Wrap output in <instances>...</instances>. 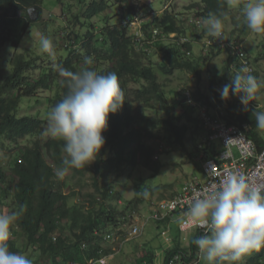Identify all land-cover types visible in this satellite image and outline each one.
Segmentation results:
<instances>
[{
    "label": "trees",
    "instance_id": "obj_1",
    "mask_svg": "<svg viewBox=\"0 0 264 264\" xmlns=\"http://www.w3.org/2000/svg\"><path fill=\"white\" fill-rule=\"evenodd\" d=\"M118 3L123 9L121 15L123 19H133L139 11L138 7H135L136 4H140L139 1L119 0ZM33 5H37L43 13L44 0H0V52L5 43L15 48L20 45L26 28L34 22L27 13L28 7ZM202 5L203 8L200 9L202 12L198 11L197 14L205 18L209 13L221 11H227L229 17L232 15L226 0H202ZM197 6L200 4L193 3L191 8ZM104 7L92 3L85 7L82 15H78V12L73 14L72 18L75 16L80 22L79 28L86 30L81 32L79 28H73L70 21L68 26L71 30L70 39L73 37L78 43L84 38V42L78 49L69 48V54L58 62L68 70L76 72L88 67L84 65L83 58L91 56L94 64L90 67L96 71L102 70L101 73L115 72L124 92L122 107L115 114L109 115L108 128L102 133L106 143L95 161L83 168L69 169L67 172L73 173L72 178H79L78 184L85 183L87 177L90 183L85 184L91 186L93 192L83 193L82 189H78L66 193L63 190L66 181L58 179L55 175V170L62 166L63 142L51 138L43 139L42 132L47 119L19 113L24 97L36 96L35 93L43 86L51 89L56 85L58 89L55 95L47 99L51 110L66 93L63 78L52 66L43 68L34 57L27 58L24 54L15 53L11 57L10 72L0 81V144H5V141L15 143L16 150L19 151L13 160L11 157L6 160L5 154L0 156V207L13 211L22 205L26 206L16 225L34 251L41 254L42 259L45 257L50 259L52 264L84 260L82 251L84 242L91 244L90 254L97 253L101 244L95 234L96 231L110 224L114 226L117 219L126 213L112 203L118 198V194L108 182L111 172L117 171L120 174L126 166H144L158 172L162 164L154 159L156 147L154 141L159 139L161 127L175 137V142L180 145H187L186 138L194 132L196 137L192 138L191 144L195 148L202 143L208 133L195 111L199 110L202 104L212 106L213 100L209 95L201 89L195 90L191 97H194L195 101L192 107L187 103L186 90L175 89L176 99L170 100L163 83L159 81V75L171 76L180 69H185L200 78L198 60L190 59L187 55L188 51H191V44L160 47L157 54L152 52L153 50L145 51L142 48L137 52L129 36L131 30L129 25L111 26L106 19L104 22L94 23V17L100 14ZM19 25L21 31H18ZM243 25L242 28L234 30L236 38H241L243 32L248 33L249 29L246 31L247 27ZM149 26L144 25L145 31ZM151 26L155 29L161 28L167 33L184 31L175 15L171 13H166L161 20L151 23ZM244 39L245 37L242 41ZM72 46L69 44V47ZM261 46L264 48V42ZM158 55L161 60L155 64L154 56ZM260 58L261 55L257 56L255 61ZM102 62H105V65ZM36 68L41 69V75L37 79L33 78L30 72ZM229 68L230 63L225 67V75L230 71ZM256 74L259 75V72ZM132 82L138 84V87L130 88ZM211 85L215 101L223 102L214 78ZM226 108L230 114V123L239 125L260 146L263 145L264 140L257 131L256 120L252 115L256 106L249 104L245 108L244 105L229 103ZM182 120H188L190 123L179 124L178 122ZM202 132H205L204 137L200 134ZM209 150V155L215 154L214 148ZM78 193L89 202L88 207L83 203L71 205L70 199ZM9 196L13 198L11 202L6 201ZM151 196L152 193L145 199H151ZM145 199L138 195L130 204L140 208ZM8 243L11 251L21 253L15 241L10 239ZM192 246L193 252L196 251V246L194 244ZM179 250L182 249L177 244L167 253L166 261ZM147 258L152 263L153 255ZM244 264H264V248L251 255Z\"/></svg>",
    "mask_w": 264,
    "mask_h": 264
},
{
    "label": "clouds",
    "instance_id": "obj_2",
    "mask_svg": "<svg viewBox=\"0 0 264 264\" xmlns=\"http://www.w3.org/2000/svg\"><path fill=\"white\" fill-rule=\"evenodd\" d=\"M95 1L98 3H94ZM118 1L92 0L89 4H97L99 7L101 5L105 6L104 10L94 17L100 19L98 23L104 22L106 19L111 26L116 24L129 25L131 29L129 30V36L132 38V46H136L137 49L135 50L137 52L143 49L145 51L153 50L158 53L164 41L171 46H182L190 43L191 51H188L187 55L190 59H194L192 49V43L195 41L194 38L189 37L183 32L167 33L161 28L155 29L154 26H151V23H154L158 19L161 20L166 13L174 14L182 28L186 22H189L196 29L206 27V33L209 36L208 41L203 47L202 55L198 59H195L198 60L200 65V78L185 69L177 71H184L201 81L203 78L201 61L205 60L208 63L212 60L213 56L224 52L226 53V57L224 58L223 75L227 84L222 88L217 85L220 97L223 100L221 103L219 100L215 101L212 85L209 91L201 89L202 92L209 95L213 100V104L212 106L202 104L199 107V119L205 124L208 133L202 143L200 142L197 148H195L196 156L192 159L193 161L196 159L201 163L200 169L205 177L203 179L195 178L194 181L186 183L182 190L169 198L154 199L152 197L148 199L151 208L150 213H146L142 205L140 208H137L135 204H130L135 201L138 195L134 200L127 201L125 207H122L123 199L118 195L117 199L119 203L116 205L114 203L115 200L112 203L120 211H126V213L122 214L116 223H114L115 230L113 232H103V228L106 226L96 231V236L100 234L98 237L101 244L97 253L90 254L91 244L84 242L82 244V251L85 259L72 260L63 264H95L97 261L103 264L109 261V259H114L117 255L112 256L110 249H103L113 242L115 236L120 233L131 234L137 230L144 231V226L148 221H152L157 227L169 225L170 220L176 214L181 215L179 221L181 231L187 232L195 229L198 231V234L190 243H177L182 250L171 255L166 261L167 253L172 251L177 244L168 245V249L165 251L164 264H191L193 261L189 259L195 260L198 253L197 259L199 260L200 257L202 264H241L245 256L253 251H259L261 248H264V189L251 186L243 174L229 172L222 182L212 184L208 189L203 190L202 194L193 197L184 210L162 209L160 205L182 194L188 193L190 195L204 184L208 178L205 170L207 162L211 160H215L219 164L231 162V160H221V155L227 146L224 144L222 137H214L217 130L211 129L212 126L208 124V120H217L228 126H237L246 138L256 146L259 152L263 150L264 143L260 146L239 125L230 123V114L226 108L229 103L244 105L245 108L249 104L256 106L252 115L256 120L257 131L261 139L264 140L263 135L260 133V130L264 131V110L263 107H260V102L258 101V92L261 88H264V80H260L261 71L257 68V63L264 58V48L261 46L262 42L260 43L262 49L259 52L261 58L255 61L245 48L244 41H242L243 38H236L235 36L233 39L229 38L231 37L228 36L229 30L225 28V21L229 19L227 11L209 13L205 18V16L197 14L198 11L202 12L200 9L203 6L191 8L193 3L180 11L174 9L172 11L169 6H166L158 13L157 10L152 8L153 5L150 6L148 3L139 2L140 4L135 5L139 11L134 15L133 19H123L121 16L123 9ZM196 3L202 5V0L201 2H194V4ZM112 4L114 9L117 8L119 12L117 14L119 20L116 22H113L111 19L114 14L113 8H111ZM226 5L232 11L231 18L232 16L235 17V9H238L242 13L246 27L250 31L257 34L264 33V0H226ZM187 12H190V14ZM27 13L31 20L39 22L43 20L45 11L41 13L40 8L37 5H33L28 7ZM150 16H154L153 21L146 23V17ZM58 17L61 18L60 15ZM66 19L63 21L65 22ZM147 24L150 26L145 31L144 25ZM30 26L25 30L23 38ZM21 29L19 25L18 31H21ZM70 33L71 30L68 27V31L63 28L59 30L58 35V38L62 40L61 44L64 45V50L68 52L67 55L70 52L69 48L72 50L78 49L84 42V38L78 41V43L73 37L70 39ZM61 34L62 37L60 36ZM69 44L73 46L69 47ZM39 49L42 53H46L52 61V65H47V67L52 66L53 70L63 78V83L66 87L65 95L51 108L46 127L42 132V135L45 137L63 142L62 152L64 155L62 166L55 170L57 178L62 180L69 169H80L95 161L106 143L102 133L108 128L109 115L115 114L122 107L124 92L115 72L101 73L102 70L96 71L90 67L94 64L93 57L84 56L83 63L88 67L73 72L65 68L63 64L58 63L59 61L57 62L56 45L47 35L40 34ZM28 53L31 54L29 55ZM21 54H24L27 58L34 57L37 63L39 59H42V56L33 55L31 50ZM66 56L63 55L60 59ZM229 63L230 71L225 75V67ZM257 71L259 75L256 74ZM212 78L215 79L214 76ZM180 89L186 90L187 103L194 107V97H191L195 89L190 85H182L178 88L179 91ZM257 108L261 110H257ZM222 112H224V115L221 114ZM210 148H214V155H209ZM235 150L238 152V155L235 153ZM233 151L235 158L239 159L241 155L238 149L234 148ZM2 155L0 153V156ZM140 195H142L140 196L141 198L145 199L149 197L150 193L144 190ZM77 203L89 206V202H86L84 199H80ZM25 210L26 206L22 205L18 209L7 213L0 212V264H33V260L27 254L11 251L8 243L12 239V229ZM110 225L113 226V224ZM184 226L188 227L184 228ZM161 235L165 238L166 242L171 241L167 228L162 230ZM193 244L197 248L194 252ZM151 254L154 257V253L149 252L146 253V256H151ZM37 259V263L39 264H50V259L48 260L46 257L42 259L41 254L38 255Z\"/></svg>",
    "mask_w": 264,
    "mask_h": 264
},
{
    "label": "rangeland",
    "instance_id": "obj_3",
    "mask_svg": "<svg viewBox=\"0 0 264 264\" xmlns=\"http://www.w3.org/2000/svg\"><path fill=\"white\" fill-rule=\"evenodd\" d=\"M44 0V15L43 20L39 22H33L30 28L28 29L25 37L23 38L20 46L18 48L12 47L11 44L5 43L0 52V81L3 80L11 69V57L14 53H27L31 50L33 55L42 56V59L38 60L40 66L47 67V65H52V61L49 59L46 53H42L39 49V37L40 34L47 35L50 37L54 44L56 45V55L57 62L64 55H67V51L64 50V45H62V40L58 38L59 30L62 28L68 31L69 22L72 21V27L78 29L80 22L72 18L73 14L78 12V15H82L86 4H89L92 0ZM140 3H148L154 10H157L158 13L161 12V9H164L166 6H169L173 11H180L181 9L190 6L194 2H201V0H138ZM163 3V4H162ZM85 5V6H84ZM84 6V7H83ZM203 5L197 6L202 7ZM114 14L112 15L113 22L119 20L117 14V8L114 9L113 4L111 5ZM190 14V12H187ZM235 17H229L225 21V28L229 30V38L233 39L234 37V28L239 29L243 26H246L242 13L235 9ZM60 15L61 18L58 17ZM51 16V17H49ZM67 18V19H66ZM154 16L146 17V23L153 21ZM66 21L64 22L63 20ZM100 19L94 18V23L99 22ZM82 28V27H81ZM79 28L81 32L86 30L85 28ZM27 29V28H26ZM183 33H186L189 37L194 38L195 41L192 43V49L194 53V59H198L202 55V50L205 43L208 41L209 36L206 33V27L202 29H196L189 22H186ZM141 30V29H140ZM248 28L246 29V31ZM40 32V33H39ZM139 34L141 32L137 30ZM32 36V40H31ZM62 37V34L60 35ZM244 46L248 50L250 56L255 60V58L261 52L260 43L264 42V33H254L248 30L247 34L244 32L241 35V38H244ZM170 45L166 41L162 42L160 47ZM260 47V48H259ZM156 52V51H152ZM29 55L31 53H28ZM157 54V52H156ZM226 53L220 52V55L213 56L212 60L208 63L205 60H202V69H203V78L199 81L197 78L190 76L184 71H176L175 74L171 76L159 75V81L163 83V88L170 100L176 99L174 94L175 89H178L182 85H190L195 90H211V79L214 76L217 82L218 87L222 88L227 84L225 77L223 75L224 67V58ZM161 60V57L154 56V63L157 64ZM104 65V62H102ZM257 63V62H256ZM257 68L261 71V79L264 80V58L257 63ZM31 72V76L37 79L41 75V69L36 68ZM138 84L135 82L131 83L130 88H137ZM55 85L53 88H48L46 86L41 87L38 92L35 93L34 97H24L22 104L19 108L20 114L24 115H33L41 119H48V114L50 112V103L47 101L50 96H54L57 90ZM258 101L260 102V107H263L264 110V88H261L258 92ZM195 114L199 117V110L196 109ZM190 123L188 120H182L178 122ZM193 124V123H191ZM193 126H195L193 124ZM196 127V126H195ZM260 133L264 137V131L260 130ZM159 139L154 141L155 152L154 159L156 162L162 164L161 169L156 172L152 168H147L144 166H126L124 170H121L120 174L117 171L111 172V177L109 183L118 195L123 199L122 207H125L127 201H132L136 198L137 195H140L141 192L147 190L149 193H152L154 199H165L173 196L176 192L183 189L186 183H190L195 180V178L203 179L204 173L200 169L201 163L196 159L193 161V157L196 156L195 147L191 144L193 143V137L196 135L193 133L189 134V137L186 138L187 145H180L175 142V137L169 135L164 127H161L159 131ZM201 136H205V132L200 133ZM196 137V136H195ZM49 137H43L46 140ZM5 144H0V150L2 154L7 156L8 160L11 157V160L19 154V151L16 150V144H10L8 141H5ZM193 146V147H192ZM235 153L238 155V152L235 150ZM73 173H66L62 181H66L64 184V191L69 193L73 190L82 189L83 193L88 191L93 192L91 186H87L90 181L86 177V184L79 183V178H72ZM16 180V179H14ZM68 183V184H67ZM103 185V181H101ZM150 190V191H149ZM154 193V194H153ZM78 196V197H77ZM70 199L71 205L77 203L80 199H84L82 194ZM13 200L12 196L6 200L11 202ZM117 205L118 199L114 201ZM143 210L146 213L151 212L150 204L148 199H145V202L142 204ZM133 208V207H132ZM11 209L7 210L5 207H0V212L7 213ZM180 214H176L171 220L169 225L157 227L152 221H148L144 226V231L142 234L136 238L131 239L130 241L123 243L122 250L116 255L114 259L109 262V264H164L165 260V251L168 249V245H175L179 242L182 244L190 243L194 239L198 231L193 229L187 232L180 230ZM169 230V236L171 237L170 242H166L165 238L161 235L162 230ZM114 226L107 225L103 228V232L109 231L113 232ZM12 241H15L17 247L21 249V253H25L33 260V264H37V257L40 255L34 251V248L29 245V242L26 239V236L20 230V228L15 225L12 229ZM120 242V241H119ZM154 253L152 263L148 261V256L146 252ZM258 251H253L249 255L243 258L241 264H244L246 260L253 254ZM36 253V254H35ZM152 255V254H151ZM199 253L197 254V256ZM197 256L194 259H189L193 261L191 264H202V261L197 259ZM43 263V262H42ZM50 264H52L50 262Z\"/></svg>",
    "mask_w": 264,
    "mask_h": 264
},
{
    "label": "built area",
    "instance_id": "obj_4",
    "mask_svg": "<svg viewBox=\"0 0 264 264\" xmlns=\"http://www.w3.org/2000/svg\"><path fill=\"white\" fill-rule=\"evenodd\" d=\"M224 115V112L221 113ZM212 130H217L214 137H222L226 150L221 155V160H231L229 163L219 164L215 160L206 163L205 170L208 174L207 181L198 187L192 194H182L172 200L161 203L162 209L184 210L187 204L203 190L208 189L214 183L222 182L226 174L235 172L243 174L253 187L264 189V148L259 152L256 146L246 138L237 126H228L217 120H208ZM237 148L241 157L235 158L233 149ZM188 226H184L186 228Z\"/></svg>",
    "mask_w": 264,
    "mask_h": 264
},
{
    "label": "bare ground",
    "instance_id": "obj_5",
    "mask_svg": "<svg viewBox=\"0 0 264 264\" xmlns=\"http://www.w3.org/2000/svg\"><path fill=\"white\" fill-rule=\"evenodd\" d=\"M139 228H141V226H139ZM142 232H143L142 230H137L136 232H132L131 234L120 233L117 236H115L113 242H111L109 245H107L103 249H110L112 256H114L122 250L124 242L130 241L131 239L140 236L142 234ZM97 236H100V234H98ZM109 262H111L110 259H109V261H106L103 264H109ZM95 264H100V263H98V261H97Z\"/></svg>",
    "mask_w": 264,
    "mask_h": 264
}]
</instances>
